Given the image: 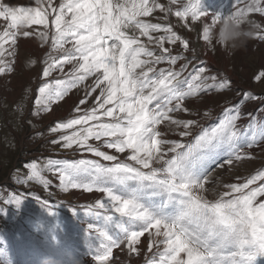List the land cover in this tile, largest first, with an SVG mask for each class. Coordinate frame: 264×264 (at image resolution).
I'll list each match as a JSON object with an SVG mask.
<instances>
[{
    "label": "snow or ice",
    "instance_id": "snow-or-ice-1",
    "mask_svg": "<svg viewBox=\"0 0 264 264\" xmlns=\"http://www.w3.org/2000/svg\"><path fill=\"white\" fill-rule=\"evenodd\" d=\"M239 3L235 0L230 14L264 15V0H250L244 8ZM157 11L163 15L156 19L174 16L185 28L208 16L195 0H35V7L0 2L5 22L0 26V74L12 70L6 57H14L18 37L36 35L41 47L48 45L33 115L51 111L53 104L93 78L73 110L76 115L57 122L50 132L62 133L53 143L100 159H49L43 166L33 161L25 165L28 180L47 189V169L58 176L63 192L104 194V199L82 206L90 218L87 231L95 264H110L113 250L121 245L129 255H140L136 245L145 234L151 253L146 264H255L264 257V200L259 199L264 197V168L243 183L225 185L215 200L204 193L213 164L222 168L253 158L245 149L264 141V120L253 117L241 130L240 107H225L220 122L200 128L191 141L164 138L160 126L165 122L181 127L180 137L191 136L197 121L174 119L172 114L188 112L186 100L211 89L224 90L229 81L206 76L203 66L188 72V64H182L176 70L185 57L173 55L165 45L179 42L185 51L190 45L171 24L146 19ZM223 14H212L211 23L203 24L204 42L211 44L210 30ZM33 25L42 30L29 31ZM256 35L264 40V34ZM162 64L168 67H157ZM56 71L61 75L50 79ZM262 78L264 70L254 77L257 82ZM248 98L245 92L243 99ZM101 147L127 153L126 160ZM4 203L19 209L22 199L13 196ZM41 207L54 214L46 201Z\"/></svg>",
    "mask_w": 264,
    "mask_h": 264
},
{
    "label": "rangeland",
    "instance_id": "rangeland-1",
    "mask_svg": "<svg viewBox=\"0 0 264 264\" xmlns=\"http://www.w3.org/2000/svg\"><path fill=\"white\" fill-rule=\"evenodd\" d=\"M0 2L11 7H35V0ZM161 2L166 4L167 0ZM234 2L235 0H201V10L208 13V16L199 22L190 23V30L184 27V22L174 16H169L168 20L156 19L163 15L159 11L155 12L153 17L146 18L153 23L171 24L174 31L189 42L190 47L186 51L179 42L176 45L166 44V47L172 49L173 55L203 58L195 67H191L189 63L188 72L203 66L207 69L206 76H216L217 81L222 79L229 81V86L224 90L211 89L186 100L185 107L188 112L172 114L174 119L197 121L198 126L192 127L191 136L180 137L179 132L183 129L165 122L160 126L165 139L191 141L199 134L200 128L210 129L218 124L225 107H240L242 118L237 121V126L241 130L246 128L251 118H257L259 114H263L264 120V78L259 82L254 79L264 70V64L259 62L260 59L264 60V40L257 38L256 35L264 34V15L252 13L248 16L250 25L254 26L255 38L249 40L245 49L236 51L233 55L222 50L214 41L209 44L201 38L202 26L204 23H211L212 14H230ZM249 2L250 0H240L238 7L244 8ZM4 23L0 19V26ZM257 24L259 27H256ZM33 29L42 30V27L33 25L29 31ZM197 38L204 43L205 54L197 44ZM248 48H251L250 51H247ZM48 50V45L41 47V41L36 35L27 38L20 36L15 45L14 57H6L11 63L12 70L0 74V264H39L40 259L46 255H56L62 259L63 264H73L75 260L81 264H95L90 255V238L87 231L90 218L83 214L86 209L82 206L104 199V194L95 191L85 192L81 189L63 192L59 188L58 176L47 169L44 170L43 176L51 183L45 189L43 185L28 180V170L25 167L33 161L43 166L49 159L61 161L100 159L87 152L81 153L75 146L72 149H65L61 143H53L52 141L57 140L62 133L50 132L57 122L76 115L73 110L79 100L85 97V88L92 83L93 78H89L78 89H73L61 100L62 102L53 104L51 111L33 115L38 88L44 82L43 61ZM260 51L261 56L258 55ZM33 60L36 61L35 64L30 63ZM182 60L175 65L176 70L183 64ZM68 67L70 66H66V70ZM157 67L168 65L162 64ZM60 75L58 71L53 72L50 79ZM208 83L212 81L209 80ZM245 92L249 93L247 100L243 99ZM97 94L98 92L88 98L85 107L92 105ZM252 96L258 99H251ZM18 106H22V111ZM205 112L209 113L207 117L204 116ZM101 150L117 155L120 160H126L127 153H115L114 149L105 147H101ZM245 150L253 157L252 159H244L222 168L213 164L209 168L208 182L205 184L207 191L204 193L209 200L217 199L226 191L225 185L243 183L257 170L264 168V141ZM101 163L110 162L101 160ZM13 196L22 199L19 209L13 204L4 203ZM259 199L264 200V197ZM42 201L54 206L52 208L54 214H49L41 207ZM148 244L149 236L145 234L136 245L140 250L138 256L129 255L126 246L121 245L120 248L113 250L110 264H146V258L151 256L147 250ZM255 264H264V257H258Z\"/></svg>",
    "mask_w": 264,
    "mask_h": 264
},
{
    "label": "clouds",
    "instance_id": "clouds-1",
    "mask_svg": "<svg viewBox=\"0 0 264 264\" xmlns=\"http://www.w3.org/2000/svg\"><path fill=\"white\" fill-rule=\"evenodd\" d=\"M195 3L201 7V0H195ZM253 27L248 18L242 14H223L212 26L210 40L221 46L229 55H233L236 51L245 49L249 40L255 38ZM39 264H63V261L56 255H46L40 259ZM73 264H81V262L75 260Z\"/></svg>",
    "mask_w": 264,
    "mask_h": 264
},
{
    "label": "built area",
    "instance_id": "built-area-1",
    "mask_svg": "<svg viewBox=\"0 0 264 264\" xmlns=\"http://www.w3.org/2000/svg\"><path fill=\"white\" fill-rule=\"evenodd\" d=\"M202 59H203V58H200V57H198V56H194V57H192V56L188 55L185 59L182 60V63H183V64H189V63H191L190 66H191V67H195V66L198 65V63H199Z\"/></svg>",
    "mask_w": 264,
    "mask_h": 264
},
{
    "label": "bare ground",
    "instance_id": "bare-ground-1",
    "mask_svg": "<svg viewBox=\"0 0 264 264\" xmlns=\"http://www.w3.org/2000/svg\"><path fill=\"white\" fill-rule=\"evenodd\" d=\"M197 27V26H196ZM200 30V29H199ZM199 36V35H198ZM200 37V36H199ZM197 41H198V43L197 44H199L200 46L199 47H201V49H202V51H204V54H205V47H204V43H202L198 38L196 39ZM198 47V48H199ZM248 47H251L250 45H248ZM200 49V48H199ZM250 49L251 48H248L247 49V51H250ZM245 52V51H244ZM258 55L259 56H261V51L260 52H258ZM204 56V55H203ZM202 56V57H203ZM260 59V58H259ZM261 64H264V60L263 59H260V61H259ZM62 102V101H61ZM258 106V105H257ZM251 110L253 111V109L251 108ZM259 113V112H258ZM262 116H263V114H259L258 116H257V118L258 119H262ZM92 143V142H91ZM54 181V180H53ZM72 195V194H71ZM49 234V233H48Z\"/></svg>",
    "mask_w": 264,
    "mask_h": 264
}]
</instances>
